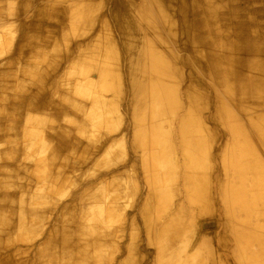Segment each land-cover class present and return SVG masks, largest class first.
<instances>
[{
	"label": "bare ground",
	"instance_id": "bare-ground-1",
	"mask_svg": "<svg viewBox=\"0 0 264 264\" xmlns=\"http://www.w3.org/2000/svg\"><path fill=\"white\" fill-rule=\"evenodd\" d=\"M17 35L0 264H264V0H0Z\"/></svg>",
	"mask_w": 264,
	"mask_h": 264
},
{
	"label": "rangeland",
	"instance_id": "rangeland-1",
	"mask_svg": "<svg viewBox=\"0 0 264 264\" xmlns=\"http://www.w3.org/2000/svg\"><path fill=\"white\" fill-rule=\"evenodd\" d=\"M45 24H48V25H54V29L53 30H51L50 28H48V30H50L49 32H59L60 33V31H61V25L59 24V23H54V24H52L50 21H46L45 22ZM47 25V26H48ZM26 31V30H25ZM24 31V32H25ZM22 35V34H21ZM20 35V36H21ZM20 43H21V37H19V35H17V37H16V39H15V41L10 45V49H11V51H9V52H7L6 54H4V55H2L1 57H0V65L2 64L3 65V67L4 68H7V62H9V60H12L13 58H16L17 56L18 57H23V58H21V63H18V65H20V66H22L23 64H24V61H26V58L27 57H25L24 55H28V53H25V54H22V53H20L19 51H20V49H19V45H20ZM31 50H32V48L31 47H29ZM17 52H18V54H17ZM16 53V54H15ZM23 59H25V60H23ZM42 63H38L37 65H38V67L40 68V69H42L43 71H46V68H45V66H43V65H41ZM64 64H66V63H64ZM63 64V65H64ZM64 79V74L63 73H58L57 75H51V74H49V83L51 84V86L53 87V90L55 89V88H57L56 86H58V83L61 81V80H63ZM0 82H1V80H0ZM57 92H55L56 93V95L58 94V96H60V97H62V96H68L69 95V91H67L66 89H62V88H58L57 90H56ZM0 94L2 95V94H4L2 91H0ZM19 107H21V106H19ZM15 108H17V107H11L10 109H11V111L12 110H14L15 111ZM64 112H69V113H71L72 114V112H70V111H68L67 109H65V108H56V109H53V110H50L49 111V113H50V116H58V117H62V116H64V115H66V113H64ZM11 120L12 119H10L9 121L11 122ZM14 124L11 122L10 124H13V127L15 128V129H18L19 127H20V125H21V120L20 119H15L14 121ZM224 142V141H223ZM127 169H128V167H127ZM80 185H83V183L81 182L80 183ZM202 227H203V225H202ZM202 230V233L201 234H203V235H205L206 236V238L207 239H211L212 240V235H211V231L213 230V228H209V229H206V228H203V229H201ZM17 246V248L19 249H21L22 248V246H20V244H18V245H16ZM27 246H29L28 248H27ZM27 246H25V260H23L22 258H20V257H16V260H17V262L19 263V264H21L20 262H23V263H25V264H28V262H27V260H28V256L30 255V254H32V250H33V243H30L29 245H27Z\"/></svg>",
	"mask_w": 264,
	"mask_h": 264
},
{
	"label": "crops",
	"instance_id": "crops-1",
	"mask_svg": "<svg viewBox=\"0 0 264 264\" xmlns=\"http://www.w3.org/2000/svg\"><path fill=\"white\" fill-rule=\"evenodd\" d=\"M55 24H56V23H55ZM34 26H35V25L33 24L31 28H34Z\"/></svg>",
	"mask_w": 264,
	"mask_h": 264
}]
</instances>
